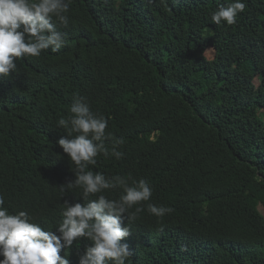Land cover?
<instances>
[{"label":"trees","instance_id":"1","mask_svg":"<svg viewBox=\"0 0 264 264\" xmlns=\"http://www.w3.org/2000/svg\"><path fill=\"white\" fill-rule=\"evenodd\" d=\"M231 2L72 0L59 25L66 45L17 60L0 79V195L10 211L51 229L64 200L83 202L78 189L60 192L74 173L57 144L66 135L57 121L80 95L124 139L122 159L101 154L90 168L153 190L135 220L123 214L126 264H264V0H245L232 25L212 23ZM148 203L172 211L156 217ZM89 244L73 243L70 264Z\"/></svg>","mask_w":264,"mask_h":264},{"label":"clouds","instance_id":"2","mask_svg":"<svg viewBox=\"0 0 264 264\" xmlns=\"http://www.w3.org/2000/svg\"><path fill=\"white\" fill-rule=\"evenodd\" d=\"M71 3L72 0H0V79L16 72L17 60L39 57L45 50L57 52L66 45L67 33L59 25L68 26ZM245 8V0H232L211 13V22L232 25ZM69 113L57 121V127L66 132L57 144L71 162L74 179L60 184V192L78 189L83 202L64 200L61 220L52 231L26 210L10 211L5 197L0 195V264H70L68 250L81 238L90 244L79 256L78 264H126L132 255L127 243H122L130 235V228L123 224V214H127L128 222L135 220L144 211L141 202L151 199L152 187L144 179L136 181L130 176L93 171L90 166L97 164L98 155L122 159L120 147L124 139L112 138L106 132L108 118L93 112L83 96H73ZM110 138L109 149L105 141ZM115 190H120L117 198L104 194ZM146 207L156 217L172 211L152 203Z\"/></svg>","mask_w":264,"mask_h":264},{"label":"rangeland","instance_id":"3","mask_svg":"<svg viewBox=\"0 0 264 264\" xmlns=\"http://www.w3.org/2000/svg\"><path fill=\"white\" fill-rule=\"evenodd\" d=\"M206 55L209 57V58H212L214 56V49L213 48H209L206 52ZM261 75H258L256 78H255V83L258 85L260 82H261ZM178 192V190H170L169 191V195L171 197H174L175 194ZM262 212L264 213V209L261 208Z\"/></svg>","mask_w":264,"mask_h":264}]
</instances>
